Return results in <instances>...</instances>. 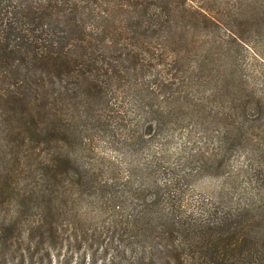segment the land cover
<instances>
[{"label": "trees", "instance_id": "16d2710c", "mask_svg": "<svg viewBox=\"0 0 264 264\" xmlns=\"http://www.w3.org/2000/svg\"><path fill=\"white\" fill-rule=\"evenodd\" d=\"M211 14L203 0H0V199L36 204L34 239L63 245L71 232L67 241L97 243L105 264H264L263 193L245 212L190 223L157 193L164 158L141 160L174 115L187 25L215 24ZM183 87L178 108L205 111L190 100L199 84ZM242 110L217 113L229 122L220 147L254 135V183L264 189L263 117L250 124ZM100 136L126 151L123 184L89 157ZM87 196L114 212L99 235L73 214Z\"/></svg>", "mask_w": 264, "mask_h": 264}, {"label": "rangeland", "instance_id": "374dc122", "mask_svg": "<svg viewBox=\"0 0 264 264\" xmlns=\"http://www.w3.org/2000/svg\"><path fill=\"white\" fill-rule=\"evenodd\" d=\"M203 6L217 22L187 25L188 48L178 53L181 63L174 83L195 87L197 82L200 91L190 89V100L206 104L205 111L179 109L182 102L177 100L185 88L176 86V101L172 100L176 105L171 106L174 115L167 119L162 134L146 139L148 150L141 152L145 163L164 158L162 168L167 173L159 176L161 190L157 193L169 200L175 216L190 223L217 222L225 215L245 212L264 195V189L254 183V169L261 162L250 156L258 148L257 138L247 135L225 150L220 140L229 122L217 117L237 105L250 124L260 117L264 122V0H203ZM207 98L213 104L207 105ZM91 148V161L103 167L109 179L119 184L129 180L130 161L120 145L100 136ZM110 172H115L114 177ZM12 200L11 195L0 199V237L9 239L6 251L0 247V264H78L83 256L89 264H105L109 256L103 255L97 243L67 241L71 232L64 234L63 245L34 239L38 207ZM113 213H99L87 196L73 214L90 233L97 228L99 235ZM64 229L60 227V232Z\"/></svg>", "mask_w": 264, "mask_h": 264}]
</instances>
